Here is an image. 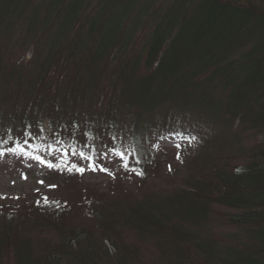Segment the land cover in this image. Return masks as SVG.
I'll use <instances>...</instances> for the list:
<instances>
[{"label": "trees", "instance_id": "1", "mask_svg": "<svg viewBox=\"0 0 264 264\" xmlns=\"http://www.w3.org/2000/svg\"><path fill=\"white\" fill-rule=\"evenodd\" d=\"M1 6L0 153L25 147L45 158L68 146L91 157L99 143L118 153L125 145L139 168L160 125H185L209 150L194 156L209 176L190 180L187 192L131 207L100 198L89 208L98 236L68 225L64 203L4 214L1 262L154 264L126 245L123 228L163 264H264V8L232 0ZM250 135L263 139L241 143ZM83 202L85 210L94 203ZM211 220L227 232L217 237ZM45 223L56 241L33 250L32 229Z\"/></svg>", "mask_w": 264, "mask_h": 264}, {"label": "rangeland", "instance_id": "2", "mask_svg": "<svg viewBox=\"0 0 264 264\" xmlns=\"http://www.w3.org/2000/svg\"><path fill=\"white\" fill-rule=\"evenodd\" d=\"M2 1L4 0H0V9ZM232 1L264 8V0ZM188 131L185 125L174 128L157 126L156 131H152L150 135H153L155 142L154 153L149 159L150 163L139 168L132 166L129 151L125 145L122 146L125 154L121 156L118 155L117 150L109 149L106 145L99 143L95 145V156H91V160L68 146L55 148L45 158L32 153L25 147L0 153V224L1 216L3 217L4 214H28L36 202L43 205L64 203L66 208L70 207L68 212L71 217H68L66 221L69 222L68 225L87 229L89 233L98 236L99 230L95 231L96 223L90 217L92 211L89 208L100 206V198L120 201L131 207L140 200L164 196L174 190L187 192L191 184L190 180L202 179L203 175L206 178L209 176L205 167L201 169L200 166L198 169V158H194L199 153L208 155L209 150L205 148L204 152L201 147L199 148V142H196L187 133ZM262 137L254 139L250 135L241 140V143L245 145L249 141L250 143L259 142L263 139ZM234 155L239 156L241 153H234ZM36 157L41 159L38 160ZM233 161L236 162L231 160V165L236 164ZM49 164L53 166L49 167ZM125 164L127 167L124 166ZM73 165L85 170L81 173L73 168ZM69 169L72 170L69 171ZM141 171L143 175H138L137 173ZM85 199L91 203L94 202L88 205L86 210L83 207ZM37 213L40 212L37 211ZM42 214L39 215L45 216ZM211 221L214 223L212 227L214 233L217 232L215 234L217 237L227 232L216 220ZM122 230V237H125L128 247H135L145 258L152 256L154 264H163L161 255L152 244L142 237L139 238L132 230L123 228ZM27 231L23 232V236H30L28 227ZM32 231L30 237L35 240L32 243L33 250L39 249V244L54 245L56 238L52 228L46 223ZM234 231L235 228L229 230V232ZM6 259L1 262L0 256V264H6L8 262Z\"/></svg>", "mask_w": 264, "mask_h": 264}, {"label": "snow or ice", "instance_id": "3", "mask_svg": "<svg viewBox=\"0 0 264 264\" xmlns=\"http://www.w3.org/2000/svg\"><path fill=\"white\" fill-rule=\"evenodd\" d=\"M81 156H83L84 154L83 153H81L80 154ZM118 155H121V156H123V153H118ZM36 159H41L40 157H36ZM87 159H89V160H91V157H87ZM177 159H179V156H177ZM41 162H44L43 160H41ZM53 165H51V164H49V167H52ZM125 167H127V164H125L124 165ZM73 168H76V170L77 171H79V172H83L85 169L84 168H78V167H76L75 165H73ZM72 169H69V171H71ZM102 170H107V169H102ZM138 175H143V172L141 171V172H139V173H137ZM40 183H43V181H40ZM45 199H47V198H45Z\"/></svg>", "mask_w": 264, "mask_h": 264}]
</instances>
